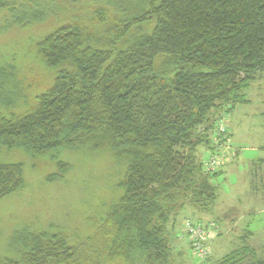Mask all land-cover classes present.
<instances>
[{
  "label": "trees",
  "instance_id": "1",
  "mask_svg": "<svg viewBox=\"0 0 264 264\" xmlns=\"http://www.w3.org/2000/svg\"><path fill=\"white\" fill-rule=\"evenodd\" d=\"M60 16L58 30L31 49L54 72L32 108L12 111L22 85L0 63V151L50 158L61 174L62 151L108 154L121 168V196L76 244L22 231L0 264H174L175 216L209 214L217 198V172H205L196 150L209 149L216 119L264 82V0H89ZM21 172L0 163V196L20 186ZM250 236L217 264H264Z\"/></svg>",
  "mask_w": 264,
  "mask_h": 264
},
{
  "label": "rangeland",
  "instance_id": "2",
  "mask_svg": "<svg viewBox=\"0 0 264 264\" xmlns=\"http://www.w3.org/2000/svg\"><path fill=\"white\" fill-rule=\"evenodd\" d=\"M7 1L14 10L11 12L8 8L0 9V63L12 66L14 74L22 85L24 100L22 99L16 108H12L13 112L20 113L35 105V98L52 84L54 78L53 71L33 58L31 51L33 44L58 30L63 24L60 21L64 17L57 18V16L67 12L73 13L81 4H85L87 9L89 0L84 2L82 0ZM21 5L24 7H20ZM34 10L37 12L31 13ZM20 19L31 24L26 26L11 24L12 21L17 22ZM245 98L249 103L237 106L235 112L226 115L224 124L229 129L232 145L231 130L237 128L240 117L246 116L245 120L249 123V127L240 126L238 138L242 139V133H245L244 144L248 148L246 150L248 153H243L242 157L248 162L257 157V154L251 151L250 137L254 141L264 143V117L258 116L259 112L264 111V82L259 81L250 85L245 91ZM249 129L252 131L251 134ZM209 156L210 151L204 145L197 148L196 157L202 165ZM58 157L67 164L64 174L58 172L56 162L50 158L33 159L21 151H0V163L19 166L22 171L18 178L21 181L20 186L10 194L0 196V258L15 254L16 248L9 249L11 238L22 231L33 234L42 231L53 234L63 233L69 243L76 244L88 236L89 231H93V224L101 221L118 202L121 192L117 190L116 185L121 175V168L110 159L108 154L68 150L62 151ZM238 170L239 174L236 176L232 174L225 178L223 175H216L212 178V183L217 187V198L212 207L213 215L209 217L213 218L212 221L216 223L218 229L217 233H220L218 236L220 242L214 240L209 244L212 260L201 263L192 254L191 249L183 245L186 239L183 235L182 223L185 220L196 224L201 222L196 216L188 214L187 211L191 208H185L175 216L174 227H169L174 264H217L228 253L243 246L241 239L237 238L247 232L254 233V239L250 243L255 249L259 247L257 254H261L260 248L264 249V212L259 208L261 205L252 207L255 216H248V219L254 220L252 227L222 226L226 220L220 213L225 212L233 216L235 211L239 213L241 209L234 205L240 198L238 192L241 185L238 184L234 188L235 180L231 178L235 176L239 183L245 170L242 168ZM239 204L243 210L247 206V203L241 200ZM178 246L182 248L178 250ZM178 251L182 252L179 256ZM107 264L123 263L115 260Z\"/></svg>",
  "mask_w": 264,
  "mask_h": 264
},
{
  "label": "crops",
  "instance_id": "3",
  "mask_svg": "<svg viewBox=\"0 0 264 264\" xmlns=\"http://www.w3.org/2000/svg\"><path fill=\"white\" fill-rule=\"evenodd\" d=\"M263 104H264V100H263ZM241 105H244V104H241ZM237 106H240V105H237ZM236 107L229 114L235 112ZM259 113L260 115L258 116L264 117L263 110ZM245 119H246V116L244 115L240 117V119H238L237 121L238 123L237 128L236 127L235 129L232 128L231 133H230V135H232L231 136L232 145H231V151H230L231 156L229 158L230 161L220 171H217V175H223L225 178H228L229 176H232V174L235 176L238 175L239 174L238 168H242L245 170L241 180H239V183L237 179L235 178V176L231 177V178H234L235 183H236V184L234 183V188L238 184L241 185V189L238 192L240 194V198L236 200V203H234V205L238 206L241 209L239 213L234 210L235 214L233 216H229L225 212L220 213V215H222L224 220H226L225 223L222 224L223 227H238L239 225L242 227H252L254 224V220L248 219V216L249 217L255 216L254 209L252 210V207H255L254 205H261L259 206V208H261V212H264V206H262L264 205V143H261L258 140L254 141L253 138L250 137V140L252 142L251 151L253 153H256L257 157H255L253 160H249L248 162L244 161V158L242 157L243 153H248L246 151L248 148H246L247 146H245L244 144L246 140V135L245 133H242V139H240L238 138V136H240L238 131H240V126H244L247 128L249 127V123H247ZM249 131H250L249 134H251L252 132L251 129H249ZM258 187H260V189H258ZM240 200L247 203V206L244 210L239 204ZM212 211L213 210H211L209 214H202V213L194 211L193 209L188 210L187 212L190 215L196 216L197 220L201 221L200 224H206L207 222L213 220L212 217H209L210 215H213ZM183 224L184 222L182 223V225ZM249 233L251 234V236H250V240L248 241V244L250 247L254 248L253 246H251V243H252L251 241L252 239H254V233L253 232H249ZM219 235L220 233L218 232L217 237H216L218 239L215 238L212 241L215 240V242L216 241L220 242L219 241L220 239L218 237ZM243 235L241 237H238L237 239H241ZM182 238L184 239V237ZM186 243L187 241H185L183 245L186 246L190 250L189 245H187L188 243L187 244ZM182 246H178V250L179 248H182ZM181 253H182L181 251H178L177 252L178 256L181 255ZM211 260H212V252L210 251V261Z\"/></svg>",
  "mask_w": 264,
  "mask_h": 264
},
{
  "label": "built area",
  "instance_id": "4",
  "mask_svg": "<svg viewBox=\"0 0 264 264\" xmlns=\"http://www.w3.org/2000/svg\"><path fill=\"white\" fill-rule=\"evenodd\" d=\"M209 151L210 156L203 163L206 173H215L229 163L231 142L229 130L224 124L223 116L217 118L214 123ZM183 229V235L189 244L192 254L201 261H207L210 258L209 244L217 236L216 223L209 221L206 224H196L190 220H185Z\"/></svg>",
  "mask_w": 264,
  "mask_h": 264
}]
</instances>
